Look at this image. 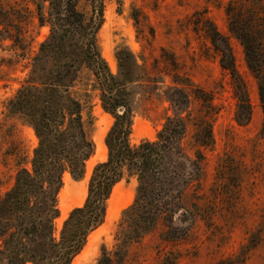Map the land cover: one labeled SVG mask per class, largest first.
<instances>
[{
    "label": "trees",
    "instance_id": "obj_1",
    "mask_svg": "<svg viewBox=\"0 0 264 264\" xmlns=\"http://www.w3.org/2000/svg\"><path fill=\"white\" fill-rule=\"evenodd\" d=\"M81 2L89 5V15L79 10ZM33 4L39 24H48L49 33L32 58L27 79L8 99L6 108L9 115L33 129L37 143L29 166L18 167L12 185L0 194V264H70L88 235L102 224L106 201L123 179L135 180V196L122 211L115 249L102 246L95 264H124L126 245L160 224L165 227L163 239L182 238L186 232L175 223L176 218L181 224L189 217L203 218L198 202H185V194L193 187V197L201 195L197 189L203 174L204 149L213 145L209 116L215 107L211 94L187 77L164 70L172 85L163 90V96L173 114L165 118L154 138L131 141L134 98L158 95L163 76L150 74L143 56L125 47L115 53L117 72L109 69L95 36L102 21L103 0H35ZM226 14L229 31L242 46L264 106V22L253 17L241 21L230 14V5ZM8 20V11L0 7V26ZM206 22L204 34L233 83L235 120L246 123L251 107L231 47L227 38L209 20ZM12 44L24 49L19 36ZM170 63L177 65L173 58ZM92 94L113 116L104 137L107 155L93 166L82 205L72 208L58 228L55 219L62 176L66 171L81 176L93 154L89 136ZM193 101L200 105L201 113L196 116L191 115ZM189 122L194 126L192 152L184 145Z\"/></svg>",
    "mask_w": 264,
    "mask_h": 264
},
{
    "label": "rangeland",
    "instance_id": "obj_2",
    "mask_svg": "<svg viewBox=\"0 0 264 264\" xmlns=\"http://www.w3.org/2000/svg\"><path fill=\"white\" fill-rule=\"evenodd\" d=\"M33 1L0 0V7L9 16L0 26V194L12 185L18 167L29 166L37 143L33 129L17 116L9 115L6 108L8 99L27 79L32 58L49 33L48 24H39ZM103 4L95 36L109 69L117 72L115 53L125 47L143 56L150 74L164 79L158 95L134 98L131 141L154 138L165 118L173 114L163 96V90L172 85L164 70L177 72L210 93L215 107L209 116L213 145L204 149L203 174L197 189L201 195L194 198L193 187L185 194V202H198L203 218L189 217L182 224L176 218L175 223L186 233L174 240L162 238L165 227L160 224L126 245L124 264H264V106L242 46L229 31L226 14L230 5V14L235 18L246 22L253 17L264 22V0H103ZM44 6L47 16L48 1ZM78 8L89 15V5L81 2ZM206 20L227 38L235 67L245 83L251 107L246 123L235 120L233 83L204 34ZM16 36L24 49L12 44ZM171 58L176 66L171 65ZM90 99L89 136L94 150L81 176L74 177L67 171L62 176L55 219L58 228L72 208L82 205L92 168L107 155L104 137L113 116L103 110L97 96L92 94ZM190 109L192 116L201 113L197 101L191 103ZM193 131L189 122L184 142L188 152H192ZM135 189L134 179H123L113 187L102 224L91 232V240V233L88 235L70 264H95L102 246L115 249L117 225L122 211L132 203Z\"/></svg>",
    "mask_w": 264,
    "mask_h": 264
},
{
    "label": "bare ground",
    "instance_id": "obj_3",
    "mask_svg": "<svg viewBox=\"0 0 264 264\" xmlns=\"http://www.w3.org/2000/svg\"><path fill=\"white\" fill-rule=\"evenodd\" d=\"M105 148V147H104ZM102 152V151H101ZM102 154V153H101ZM103 155V154H102ZM99 156H101L100 154H99ZM94 160V159H93ZM91 161H92V159H91ZM116 186V185H115ZM107 215V214H106ZM92 237H93V233H91L90 235H89V237H88V239L89 240H91L92 239ZM80 255V254H79ZM79 255H78V257H79ZM75 262V261H74Z\"/></svg>",
    "mask_w": 264,
    "mask_h": 264
}]
</instances>
